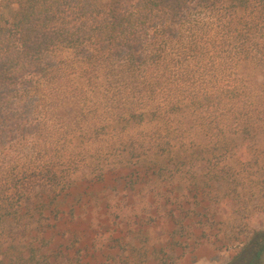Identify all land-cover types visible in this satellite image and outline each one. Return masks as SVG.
Masks as SVG:
<instances>
[{
  "label": "trees",
  "instance_id": "1",
  "mask_svg": "<svg viewBox=\"0 0 264 264\" xmlns=\"http://www.w3.org/2000/svg\"><path fill=\"white\" fill-rule=\"evenodd\" d=\"M259 71L264 0H0V264L33 249L13 219H78L82 169L98 202L264 145Z\"/></svg>",
  "mask_w": 264,
  "mask_h": 264
},
{
  "label": "rangeland",
  "instance_id": "2",
  "mask_svg": "<svg viewBox=\"0 0 264 264\" xmlns=\"http://www.w3.org/2000/svg\"><path fill=\"white\" fill-rule=\"evenodd\" d=\"M252 84L260 89L264 72ZM241 149L215 168L197 164L132 191L110 187L98 202L95 195L105 189L90 185L91 171L82 169L75 191L87 192L90 201L77 209L78 219H13L11 237L24 234L33 249L8 255L15 264H245L250 238L264 231V145L245 141ZM42 185L33 182L26 192L36 195ZM175 197L185 203L171 219Z\"/></svg>",
  "mask_w": 264,
  "mask_h": 264
}]
</instances>
